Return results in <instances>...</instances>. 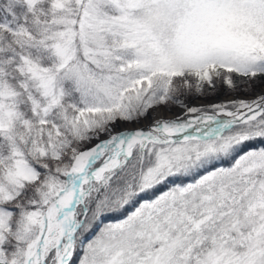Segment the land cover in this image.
Returning a JSON list of instances; mask_svg holds the SVG:
<instances>
[{"label": "snow or ice", "instance_id": "6c2138e0", "mask_svg": "<svg viewBox=\"0 0 264 264\" xmlns=\"http://www.w3.org/2000/svg\"><path fill=\"white\" fill-rule=\"evenodd\" d=\"M253 144L264 0H0V264H264Z\"/></svg>", "mask_w": 264, "mask_h": 264}, {"label": "rangeland", "instance_id": "374dc122", "mask_svg": "<svg viewBox=\"0 0 264 264\" xmlns=\"http://www.w3.org/2000/svg\"><path fill=\"white\" fill-rule=\"evenodd\" d=\"M260 90H262V86L260 84H257L252 89L251 94H249V95L244 94V93H240V92L234 93L232 95H227V94H224V93H218V94L211 95V96H208V97H203V98H199V99H191V100L187 101V103H188V106H207V105L212 104V103L226 102V101L231 100V99L250 100L251 98H253L255 96L256 92L260 91ZM195 102H200V104L199 105H193ZM175 108H177V107H174L171 110H173ZM160 109H164V110L168 111V109H165V108H160ZM141 121H139V122H141ZM139 122L120 123L116 127H120V125H131V124H134V123L136 124V123H139ZM93 143H95V141H93ZM91 146H92L91 144H88V145H85V148H88V147H91ZM249 150H252V149H249ZM227 166H229V165H226L224 167H227ZM165 190H167V187L165 189H163L162 191L156 193L155 195H159L161 192H163ZM123 218L124 217H122L120 219H123ZM120 219H117V220H114V221L108 222V223H115V222H118ZM104 224H107V223H104ZM103 225H101L100 227H102ZM91 236H89V238H91Z\"/></svg>", "mask_w": 264, "mask_h": 264}, {"label": "bare ground", "instance_id": "6f19581e", "mask_svg": "<svg viewBox=\"0 0 264 264\" xmlns=\"http://www.w3.org/2000/svg\"><path fill=\"white\" fill-rule=\"evenodd\" d=\"M262 90L257 91L255 95L260 93ZM252 99V98H251ZM200 102H195L193 105H199ZM185 112L184 109L182 108H175L173 110H164V109H157L155 112L151 113L147 119L142 120L139 123H134L131 125H120V127H115L114 131L115 132H121V131H134L140 128H145L148 124H150L153 120L154 117L156 116H162L165 119H173L176 116H184ZM187 118V117H185ZM101 139H104V137H101Z\"/></svg>", "mask_w": 264, "mask_h": 264}, {"label": "trees", "instance_id": "16d2710c", "mask_svg": "<svg viewBox=\"0 0 264 264\" xmlns=\"http://www.w3.org/2000/svg\"><path fill=\"white\" fill-rule=\"evenodd\" d=\"M251 91H252V90H251ZM240 93H244V92H240ZM244 94H245V93H244ZM249 94H251V92L247 93V95H249ZM210 96H211V95H210ZM207 97H208V96H207ZM260 146H264V145L253 144V145H251V146L249 147V149L257 148V147H260ZM249 149H248V150H249ZM226 165H229V162L225 161V162H223L220 166H226ZM166 187H168V185H165V186H162V187L156 189L155 194L158 193V192H160V191H162V190L165 189ZM144 198H149V197H142L141 199H144ZM132 210H133V208H132V207H129V208H127V209H126L125 211H123V212L116 213V214H109V215H106V216L102 219V221L99 223L98 227H100V226L103 225L104 223H108V222H112V221H114V220L120 219V218L124 217V216L127 214V212H130V211H132ZM97 230H98V228L93 229V232H92V233H89V236L93 235L94 232L97 231ZM74 264H75V262H74Z\"/></svg>", "mask_w": 264, "mask_h": 264}]
</instances>
